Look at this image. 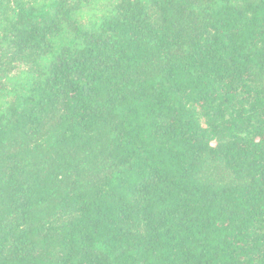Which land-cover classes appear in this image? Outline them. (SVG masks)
<instances>
[{
  "label": "trees",
  "instance_id": "obj_1",
  "mask_svg": "<svg viewBox=\"0 0 264 264\" xmlns=\"http://www.w3.org/2000/svg\"><path fill=\"white\" fill-rule=\"evenodd\" d=\"M0 264H264V0H0Z\"/></svg>",
  "mask_w": 264,
  "mask_h": 264
},
{
  "label": "rangeland",
  "instance_id": "obj_2",
  "mask_svg": "<svg viewBox=\"0 0 264 264\" xmlns=\"http://www.w3.org/2000/svg\"><path fill=\"white\" fill-rule=\"evenodd\" d=\"M23 69V66L19 67L14 73L13 75H18L20 73V71Z\"/></svg>",
  "mask_w": 264,
  "mask_h": 264
}]
</instances>
